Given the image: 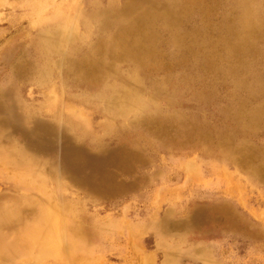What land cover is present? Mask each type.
Instances as JSON below:
<instances>
[{
	"label": "rangeland",
	"instance_id": "rangeland-1",
	"mask_svg": "<svg viewBox=\"0 0 264 264\" xmlns=\"http://www.w3.org/2000/svg\"><path fill=\"white\" fill-rule=\"evenodd\" d=\"M0 150L94 264H264V0H0Z\"/></svg>",
	"mask_w": 264,
	"mask_h": 264
},
{
	"label": "bare ground",
	"instance_id": "bare-ground-1",
	"mask_svg": "<svg viewBox=\"0 0 264 264\" xmlns=\"http://www.w3.org/2000/svg\"><path fill=\"white\" fill-rule=\"evenodd\" d=\"M72 117H74V115ZM5 155L7 154L0 150V161L4 165L11 167ZM19 163L21 164V162ZM19 166L18 169H12V175L15 177L14 180L16 182L25 180L24 184L30 182L32 176V172L29 169L30 167H24L22 164ZM22 170H24L25 173H21ZM57 210L58 208L51 203L49 205L41 204L39 207L38 204H34V202L30 201L23 203L22 206L11 205L1 209L0 215L3 217L2 221L7 224L9 222L19 224L22 222L23 218L28 217L30 220L28 218L29 221L27 220V223L25 225L23 224L24 226L21 230L15 231L12 229L9 232V236L3 237L4 234H0V250L2 246L10 245L7 253L1 252L0 264H7L13 261L12 259H15V255L19 253L26 257V260L28 259L27 262L24 260L25 263H28L29 260L47 255L51 258L52 264H94L97 259L93 257V252L89 250L86 245L87 243L84 244L76 241L77 233L80 228L69 226V222H67L64 217H61ZM44 233L47 235L48 239H46L49 241L47 242L48 245H46V248H44L45 250L43 249L41 253L33 254L34 252L32 253V251L36 242ZM150 263L151 262H147L144 259L138 264Z\"/></svg>",
	"mask_w": 264,
	"mask_h": 264
}]
</instances>
